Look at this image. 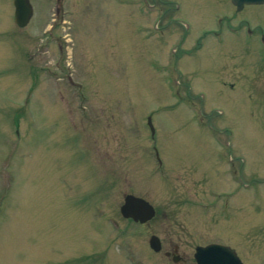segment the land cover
I'll use <instances>...</instances> for the list:
<instances>
[{
	"label": "rangeland",
	"instance_id": "1",
	"mask_svg": "<svg viewBox=\"0 0 264 264\" xmlns=\"http://www.w3.org/2000/svg\"><path fill=\"white\" fill-rule=\"evenodd\" d=\"M181 1L197 29L200 2ZM31 2L20 28L0 0V264H153L152 234L186 264L216 241L264 264L259 40L170 36L129 0H66L56 16V0ZM243 17L263 23L264 4ZM128 193L153 220L121 216Z\"/></svg>",
	"mask_w": 264,
	"mask_h": 264
},
{
	"label": "flooded vegetation",
	"instance_id": "2",
	"mask_svg": "<svg viewBox=\"0 0 264 264\" xmlns=\"http://www.w3.org/2000/svg\"><path fill=\"white\" fill-rule=\"evenodd\" d=\"M85 1L88 2V0H84V2ZM196 2H200L198 5L194 6L196 7L195 17L198 20V24H200L197 29L193 26L190 20L186 19L187 17H183V5L181 0H129V3L133 6H135V3H139V10L143 16L147 17L156 13L161 19L168 18L167 24L161 27L160 32L170 34V36L172 33H175L178 37L187 39L195 32L200 33L198 40L208 38L227 39L240 37L259 40L260 46L256 49V51L260 55V60L264 62V22L255 23L252 20L243 17L246 10L248 11L251 7L261 4L245 3L239 6L235 4L233 0H196ZM210 2H215L214 8L216 9H213V11L210 9L208 14H203ZM168 3H171V5L166 7ZM60 4L61 0H57V11L60 10ZM168 13L171 15H168ZM173 25L174 27L171 31L167 30V28L171 29ZM200 44L201 43L199 42V45ZM247 49L251 51L248 46L245 47V50ZM243 72L245 75L247 74L246 71L243 70ZM230 171L232 172L233 177L237 178L239 187H242L241 181L244 178V166L240 165L238 168L233 166ZM161 242L162 249L157 252L159 257L157 256L158 258L153 264H161L159 259H162V256H160L162 252H164L167 260H171V262L175 264L188 263L190 257L187 256V254H182L179 244L175 243L173 240L166 243L165 240L161 239ZM167 244L169 245V249H165ZM193 257L195 262L192 261V264H197L195 260V252Z\"/></svg>",
	"mask_w": 264,
	"mask_h": 264
},
{
	"label": "water",
	"instance_id": "3",
	"mask_svg": "<svg viewBox=\"0 0 264 264\" xmlns=\"http://www.w3.org/2000/svg\"><path fill=\"white\" fill-rule=\"evenodd\" d=\"M233 2L241 6L244 3H264V0H233ZM14 4L16 6L15 21L19 26L24 27L34 14L33 6L30 0H14ZM149 124L153 129L151 118H149ZM121 212L123 216L142 223L152 219L156 213L150 202L133 194L126 195ZM150 243L155 250H160L162 247L157 235L151 237ZM195 256L198 264H244L233 249L217 243L198 246Z\"/></svg>",
	"mask_w": 264,
	"mask_h": 264
}]
</instances>
